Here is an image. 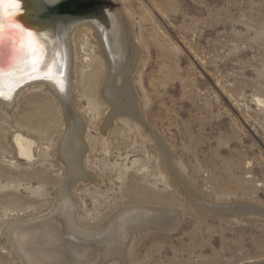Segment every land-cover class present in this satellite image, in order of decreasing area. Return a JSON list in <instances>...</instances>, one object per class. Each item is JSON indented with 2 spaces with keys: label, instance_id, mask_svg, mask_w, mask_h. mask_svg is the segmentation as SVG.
I'll use <instances>...</instances> for the list:
<instances>
[{
  "label": "rangeland",
  "instance_id": "rangeland-1",
  "mask_svg": "<svg viewBox=\"0 0 264 264\" xmlns=\"http://www.w3.org/2000/svg\"><path fill=\"white\" fill-rule=\"evenodd\" d=\"M84 6L126 17L142 52L130 82L143 123L111 109L108 60L79 27L71 102L45 87L21 92L10 109L0 102V264H24L5 229L44 219L63 193L78 230L95 232L81 241L66 233L80 253L75 264L263 262L264 107L256 99H264V0ZM72 120L83 142L69 173L60 150ZM17 134L31 140L33 159L19 156ZM131 207L163 209L175 223L135 230L124 259L104 253L105 225Z\"/></svg>",
  "mask_w": 264,
  "mask_h": 264
},
{
  "label": "bare ground",
  "instance_id": "bare-ground-1",
  "mask_svg": "<svg viewBox=\"0 0 264 264\" xmlns=\"http://www.w3.org/2000/svg\"><path fill=\"white\" fill-rule=\"evenodd\" d=\"M59 1L62 0H30L31 7H34V13L31 11L32 14L29 13L27 17L25 16L26 20L22 23H20V18L25 13L20 10V6L18 11L9 18L7 5H5L4 29L2 42H0V102L7 109H10L21 92L41 87L49 88L63 102H71L73 88L71 75L74 68L72 35L82 26L89 30L98 41L104 56L108 60L110 67L109 77L107 82H105L103 94L106 96L107 101L111 103V109H113L114 113H123L139 121V114L136 108L137 100L135 95H133V86L130 81L138 63H140V54L142 52L139 51V48L134 43L126 17L113 13L105 19L106 15L99 11H94L92 15L85 17L70 14H50V7L59 3ZM29 18L30 21L33 20L34 22H30ZM13 24L18 27H13ZM29 25L32 26L30 27ZM31 28L34 29L31 30ZM22 43H24L23 46L21 45ZM33 63L36 64L35 67H32ZM118 78L121 79V85L114 82ZM257 103L264 107L263 98L257 97ZM74 122L72 120L69 124L70 126L63 139V147L61 150L59 149L69 173L76 168L78 161V159L76 161V157H78L76 156L78 154L76 150L80 152V149H76V147L83 142V138L77 139L79 138L77 135L79 132L76 131L77 128ZM80 135L82 134L80 133ZM15 143L21 158L29 160L34 158L30 139L23 134H17ZM158 144L160 143L158 142ZM168 153H166L167 158H169ZM79 163L81 164V162ZM78 171L81 172V169ZM78 171L75 172L78 174ZM84 173L86 174V172ZM82 175L84 174L82 173ZM70 178L72 177L69 176ZM67 195L66 193L60 195L58 207L44 219L36 222L30 220L5 229L4 235L24 264L74 263V260H71L77 259L80 253L77 251L75 254L68 232H73V234L76 232L80 241L95 233L78 230L74 213L75 205H73ZM201 198H198V200L210 208L212 203L210 204ZM56 212L58 213L57 217L58 215L63 217H61L63 220L60 218L62 221L60 219L59 221L57 220L59 217L53 219L52 216ZM174 223L175 220H171L169 212L160 208L131 207L124 209L121 215L113 218L105 225L104 232L106 233L102 239L105 242L103 252L123 258L128 238L135 230L144 227L167 228L173 226ZM83 248L87 249L88 247L84 246ZM79 263L82 262L80 261ZM250 264H264V261Z\"/></svg>",
  "mask_w": 264,
  "mask_h": 264
},
{
  "label": "water",
  "instance_id": "water-1",
  "mask_svg": "<svg viewBox=\"0 0 264 264\" xmlns=\"http://www.w3.org/2000/svg\"><path fill=\"white\" fill-rule=\"evenodd\" d=\"M90 1L94 2V0L93 1L90 0ZM86 2H89V0H62V1H59V3H56V5L51 6L49 13L52 15H54V14L55 15L70 14V15H78V16H82V17L92 15L93 14L92 11H88L89 12L88 14H85V12L82 13L83 8L85 7L84 5L86 4ZM20 10L23 11V13H25V15L22 16V18H20L21 19L20 23H22V22H24V20H26L25 16L27 17V15H29V13H31V11H32V13H34L33 12L34 7H31L30 0H21ZM29 21H30V18H29ZM31 21H33V20H31ZM29 26L31 27L32 25H29ZM32 29H34V28H31V30ZM19 44H20V42H19ZM21 45L23 46L24 43H22Z\"/></svg>",
  "mask_w": 264,
  "mask_h": 264
},
{
  "label": "snow or ice",
  "instance_id": "snow-or-ice-1",
  "mask_svg": "<svg viewBox=\"0 0 264 264\" xmlns=\"http://www.w3.org/2000/svg\"><path fill=\"white\" fill-rule=\"evenodd\" d=\"M21 0H0V42H2L3 29H4V19H5V5H7L8 17L11 18L16 11H18ZM13 27H18L13 24ZM29 35H31L29 33ZM36 64L33 63L32 67H35Z\"/></svg>",
  "mask_w": 264,
  "mask_h": 264
}]
</instances>
